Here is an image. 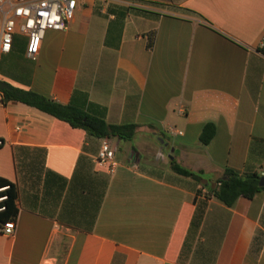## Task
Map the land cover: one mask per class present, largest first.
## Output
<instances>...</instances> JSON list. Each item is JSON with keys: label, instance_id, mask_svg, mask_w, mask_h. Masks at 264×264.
<instances>
[{"label": "crops", "instance_id": "obj_1", "mask_svg": "<svg viewBox=\"0 0 264 264\" xmlns=\"http://www.w3.org/2000/svg\"><path fill=\"white\" fill-rule=\"evenodd\" d=\"M263 38L264 0H79L36 61L17 35L0 82L138 129L109 138L110 174L94 162L102 139L0 93V177L19 208L0 264H264V191L206 200L170 164L264 173Z\"/></svg>", "mask_w": 264, "mask_h": 264}, {"label": "trees", "instance_id": "obj_2", "mask_svg": "<svg viewBox=\"0 0 264 264\" xmlns=\"http://www.w3.org/2000/svg\"><path fill=\"white\" fill-rule=\"evenodd\" d=\"M152 36L149 38L148 47L153 45ZM264 52V48L262 49ZM0 93L2 94V102L19 101L29 106L35 107L47 114H50L57 119L69 123L74 128L86 130L91 136L99 139H109L117 137L124 141H131L137 134V124L114 125L109 124L102 116L89 113L86 109L76 106L72 103L62 104L44 95L38 94L32 90H23L15 88L7 83L0 82ZM216 125L207 123L201 133L200 140L203 145H208L216 134ZM4 144V140L0 139V147ZM26 150V148H17L18 151ZM37 160L44 164L45 151L42 149L33 150ZM171 169L180 176L189 178L197 185V196H204L206 200L217 198L228 206H233L239 198L252 199L254 196L264 191V187L260 186V178L262 174L257 170L247 171L240 174L237 171L226 168L224 175L216 179H209L203 171H192L181 166L176 160L170 162ZM104 186L103 194L106 192ZM199 186V187H198ZM0 229L7 224L16 223L19 215L17 206L18 189L15 183L10 180L0 177ZM98 203L97 212L100 208ZM96 212V216H97ZM201 210L197 219L201 220L203 215Z\"/></svg>", "mask_w": 264, "mask_h": 264}, {"label": "built area", "instance_id": "obj_3", "mask_svg": "<svg viewBox=\"0 0 264 264\" xmlns=\"http://www.w3.org/2000/svg\"><path fill=\"white\" fill-rule=\"evenodd\" d=\"M78 4L79 0H0V56L12 51L15 38L20 34L27 37L26 56L36 61L47 32L67 30ZM260 44L263 49L264 38ZM94 162L110 174L117 170L116 150L109 139H102ZM15 229L16 223H10L0 232L12 236Z\"/></svg>", "mask_w": 264, "mask_h": 264}, {"label": "water", "instance_id": "obj_4", "mask_svg": "<svg viewBox=\"0 0 264 264\" xmlns=\"http://www.w3.org/2000/svg\"><path fill=\"white\" fill-rule=\"evenodd\" d=\"M260 186L264 187V175L260 178Z\"/></svg>", "mask_w": 264, "mask_h": 264}]
</instances>
